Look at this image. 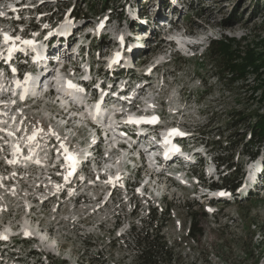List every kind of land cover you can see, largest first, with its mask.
I'll use <instances>...</instances> for the list:
<instances>
[{
	"label": "rangeland",
	"instance_id": "rangeland-1",
	"mask_svg": "<svg viewBox=\"0 0 264 264\" xmlns=\"http://www.w3.org/2000/svg\"><path fill=\"white\" fill-rule=\"evenodd\" d=\"M149 1L36 0L35 8L25 10L22 21L24 25L38 26L40 29L47 24H55V20L60 16L69 15L79 20L76 30L79 27L83 28V25L85 28L83 31L78 30L77 34L91 30L95 34L94 41H92L95 50L90 49L89 51V54L93 56L92 61H96L91 67V75L98 71V76H103L108 60L118 48L119 44L115 46L114 42L119 33L125 36L132 35L128 31L129 11H135L134 15L137 16L134 18L136 19H153L156 17L154 13L157 6L161 2L164 4L169 2V0ZM106 2L109 8L104 10L103 4ZM141 2L143 4L149 2V6H146L148 8L144 9L145 6ZM127 4L130 10H127ZM172 4L173 2L165 13L168 15L166 17L170 18L174 30L171 31L170 26L165 27L166 22L164 21V27L161 29V26H158L157 28L159 33L143 43L147 46L146 48L142 49L139 45L141 52L133 57L127 56L128 60L133 58V68L130 73L139 78L147 72L146 69L157 65L155 70H149V75L153 82L156 81L155 77H158V81L166 80L170 86L171 93L170 96L165 97L164 107L174 109V106H170L174 102L176 106H185L184 110L188 115L184 116L183 121L189 123L190 130H196V135L198 134L196 137L199 141L206 144L207 148L215 150L219 165L227 170V176L235 180L236 186L232 189V202L219 203L217 205L219 210L213 213L210 210L206 211L201 203L197 204L196 200L186 191L177 190L174 199L171 200L173 210L170 211L161 233L168 240V244L174 247L173 264H264L263 182L260 183V187L253 188L247 194H239L240 188H237V185L243 184L248 166H251L254 160L256 162L255 155L260 152L264 154V141L256 145L251 141L252 139H248L255 119L259 114L264 113V101L260 100L261 91H255L253 87L257 81L255 82L253 74L244 80H234L230 78L220 57L208 55V51L205 55H201L200 53L204 51L202 46L198 48L196 56L189 57L191 53L185 44L181 46V51H178L174 43L169 40L170 34L181 40H197L195 34H201L199 37L203 39L199 41L207 40V43L211 35L215 38L235 37L244 43L264 38V0H183L181 5L184 7ZM133 6L136 8L133 9ZM4 9H1L0 13L5 11ZM144 11L149 16H146ZM110 16L112 20L107 22L106 19ZM157 20L162 23L161 18ZM236 20L238 22L233 23ZM101 21L104 22L105 29L100 31ZM126 22L128 26L125 25ZM189 30L191 32H188ZM98 31L101 33L99 36ZM105 31L108 33L106 34ZM184 31L195 37H186ZM97 49L101 50L99 56ZM138 55L140 56L137 59ZM123 60L126 58L124 57ZM118 63H120L119 60L112 66L119 65ZM106 73L108 76L111 75L107 69ZM178 101L181 103L178 104ZM41 109L40 112L43 111L44 115L41 114L37 120L40 119L48 124L49 115L46 109L50 111L56 107L43 104ZM27 183L29 191L33 187L38 192V189L43 187L42 185L37 187V184L29 181ZM206 183L209 182L206 181ZM27 193L29 192L25 194ZM170 193H172L171 190ZM54 199L42 204V212L36 214L38 219L42 218L39 222L44 227L54 225L52 219L58 215V212H68L70 204L68 201L62 202L59 211L54 212L49 206ZM119 200L121 198H118V202ZM207 201L203 199L204 203ZM118 202L112 210L109 206L110 212L107 215L111 216L109 220H106L105 227L101 231L97 228L95 217L88 218L86 224L70 225L68 230L55 232L57 236L55 234L49 236L44 228L38 231L37 234L42 237L41 241L44 245L41 247L51 255L52 264H137L135 260L138 243L128 235L127 221L132 219L130 207L126 206V202ZM56 205L54 202L53 208ZM192 210L198 214V225L195 230L203 229V234L196 238L188 235ZM161 211V208H158V217H161ZM17 212L23 214V208L20 207ZM146 213L144 207L136 211V218L133 220L139 228H144L145 221H149L145 216ZM143 216L145 220H142ZM17 221L18 219L14 223ZM116 223L120 224L119 230L113 229ZM32 227L35 230L37 223ZM21 239L26 240L20 238L21 242H18L20 248L28 244L27 241ZM56 242L65 247L64 250H60L59 255L54 254L57 251ZM27 250L20 249V254L22 255ZM41 256L39 253L36 258ZM42 259L44 260V257Z\"/></svg>",
	"mask_w": 264,
	"mask_h": 264
},
{
	"label": "trees",
	"instance_id": "trees-1",
	"mask_svg": "<svg viewBox=\"0 0 264 264\" xmlns=\"http://www.w3.org/2000/svg\"><path fill=\"white\" fill-rule=\"evenodd\" d=\"M103 8L104 10L109 8L107 2L103 4ZM237 22L238 20L233 21V23ZM207 54L220 57L230 78L234 80H244L253 74L255 82L257 81V84L253 86L254 90L261 91L260 100L264 101V77L262 76L264 75V38H257L246 43L235 37L212 39ZM248 139H252L251 141L256 145L264 141V113L259 114L255 119ZM222 182L231 188L236 185L235 180L230 179L229 176L223 177ZM188 206L190 208V205ZM168 215H170L169 210L161 212V217L153 212L150 220L145 222L144 228L133 227L132 237L138 243L135 260L137 264H173L174 247L168 244V240L161 233L162 227L168 220ZM197 216L198 214L192 210L188 229V235L191 238L203 234L202 228L195 230L198 225ZM262 235L264 239V231Z\"/></svg>",
	"mask_w": 264,
	"mask_h": 264
},
{
	"label": "bare ground",
	"instance_id": "bare-ground-1",
	"mask_svg": "<svg viewBox=\"0 0 264 264\" xmlns=\"http://www.w3.org/2000/svg\"><path fill=\"white\" fill-rule=\"evenodd\" d=\"M173 2V1H172ZM169 2L167 3V4H164V3H162L161 2V4H159V6H157V9H156V11H155V13H154V15L156 16L155 18H153V19H148V18H146L147 20H144V19H136V18H131L132 19V21L134 20L135 22H136V28H147L148 30L150 29V30H154V28H156V26H158V25H156V23H160L161 24V22H160V20H157V18H161V19H164V18H167L166 16H168V15H166V13H165V11L167 10V8L169 7ZM173 6H176L175 4H172ZM134 7V6H133ZM136 7H134L133 9H135ZM161 8V9H160ZM172 12V11H171ZM153 15V14H152ZM135 16V15H134ZM137 16V15H136ZM135 16V17H136ZM159 21V22H158ZM65 28V27H64ZM84 28V27H83ZM82 28V29H83ZM101 29H103V27L101 28L100 27V31H101ZM73 30H74V28L71 30V32H73ZM188 32H191L190 30L188 31ZM141 33V32H140ZM73 34H74V32H73ZM130 38V37H129ZM38 40H42V41H45V43H47V44H52L53 42H55L56 40H58V41H62V39H57V38H51V39H47V40H45V39H43V35H38V38H37ZM37 40V41H38ZM132 40H134L135 42H136V45L134 46V48H133V50H131L130 51V54H128L126 51H124V52H121L120 53V56L119 57H117V58H112L111 59V61L112 60H119L120 61V63H118L119 65H116V66H111V67H109V65H108V68H107V72L109 73L110 72V76H108L107 75V73H106V76H104V78H103V80L104 81H107V83L108 84H114L113 86H108V88L110 89H108L109 91L107 92V95H111V93L114 91V90H118V85H117V81H116V79H117V76H121V75H123V77L124 78H126L127 80L125 81V85H128V86H130V87H132V85H133V80H132V78L131 77H133V75L130 73V71L132 70V68H133V58L131 59V60H128L127 59V56H130V57H133V56H135V54H137L138 52H141L142 50H141V48H140V46H139V43H138V41L135 39V38H132ZM30 48H36L35 49V51L39 48V46H38V43H35V41L32 39V40H30L29 42H28V44H27ZM66 46H69V45H66ZM61 49H59V50H57V52L58 53H61V55L63 54L62 53V51L66 48V47H60ZM142 49H144L143 47H142ZM43 50L41 49L40 50V52H42ZM60 51V52H59ZM124 57H126V60H123L124 59ZM156 68H157V66H156ZM124 71H126L125 73H124ZM107 77V78H106ZM122 77V76H121ZM122 77V78H123ZM123 78V79H124ZM67 92H68V90H67ZM139 92L141 93V89L139 90ZM59 99H58V101L60 100L61 101V103H60V105L62 106V108H69V103H70V100H68V97H66L65 95H63V94H59ZM75 99L76 100H79V101H82V97L81 96H79V95H75ZM90 108H89V105H86V109L85 110H81L80 111V113H79V115H85L87 112H89L90 110H89ZM70 111V110H69ZM77 112H79V111H77ZM103 112H106V109H104L103 110ZM71 114L72 115H74V114H76L75 112H71ZM19 118V115L18 114H16V115H14V121H16L17 119ZM96 119L98 120V118L96 117ZM106 123L107 122H109L110 123V129H112V126H113V122L111 121V120H109V121H105ZM17 123L16 122H10L9 123V126H8V128L6 129L7 130V132L8 133H10V134H13L14 133V128H16V125ZM109 166H111V165H109ZM2 178L0 177V180H1ZM44 184H46V185H48V180L47 179H45L44 181H42ZM26 184H28L27 182H26ZM42 185V183L41 184H38L37 185V187L38 186H41ZM248 185V184H247ZM32 187V186H31ZM32 189H33V191H34V188L32 187ZM27 190H28V187H27ZM1 191H3V189H1L0 188V196H2V193H1ZM4 192V191H3ZM26 192H29V193H27V195L28 196H31V195H34V193L35 192H37V190H35L34 192H32V191H26ZM25 192V193H26ZM11 193H13V194H15L16 195V193H17V187L15 186V188L14 189H11ZM26 195V194H25ZM52 197H54V196H51L50 198H52ZM20 201V200H19ZM24 220L25 221H23L24 222V224L22 223V226L25 228V229H31L30 228V221L28 220V217L26 216V218L24 217ZM29 221V222H28ZM39 224H40V222H39ZM10 225L11 224H9V225H7L6 227H5V229H2L1 227H0V234H2V233H5V234H7V235H11L12 234V228H10ZM33 228V227H32ZM39 238L41 239L42 237H40L39 236ZM26 240H34V238H31V237H29V238H25ZM22 240V239H21ZM26 264H28V263H26Z\"/></svg>",
	"mask_w": 264,
	"mask_h": 264
},
{
	"label": "snow or ice",
	"instance_id": "snow-or-ice-1",
	"mask_svg": "<svg viewBox=\"0 0 264 264\" xmlns=\"http://www.w3.org/2000/svg\"><path fill=\"white\" fill-rule=\"evenodd\" d=\"M6 38L11 39L10 37H6ZM122 39L123 38L121 37V40ZM116 55H117V57H119L120 56V53H117ZM132 119L135 120V122H139L140 120H146V121H148L150 123H155V122L158 121V117H151V118L140 117V118H132ZM171 132H172V134L184 135V133H180L178 129H173V130H171ZM30 139H35V136L31 137ZM175 150L176 151H179V148L176 147ZM69 159L71 160L72 159V156H69Z\"/></svg>",
	"mask_w": 264,
	"mask_h": 264
}]
</instances>
